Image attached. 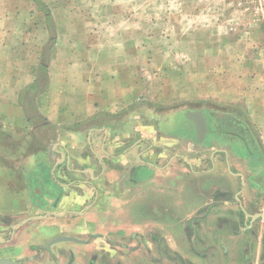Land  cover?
I'll use <instances>...</instances> for the list:
<instances>
[{
  "label": "crops",
  "instance_id": "1",
  "mask_svg": "<svg viewBox=\"0 0 264 264\" xmlns=\"http://www.w3.org/2000/svg\"><path fill=\"white\" fill-rule=\"evenodd\" d=\"M78 62L64 59L55 78L73 80L56 95L42 90L49 64L0 87V264H264V140L203 108L130 127L133 91L81 81ZM209 116L244 134L223 137Z\"/></svg>",
  "mask_w": 264,
  "mask_h": 264
},
{
  "label": "rangeland",
  "instance_id": "2",
  "mask_svg": "<svg viewBox=\"0 0 264 264\" xmlns=\"http://www.w3.org/2000/svg\"><path fill=\"white\" fill-rule=\"evenodd\" d=\"M41 2L50 30L34 0H0V87L34 80L47 63L52 85L44 77L42 90L56 95L73 80L55 75L75 53L81 81L101 74L114 91H133L130 127L203 108L234 114L264 140V0Z\"/></svg>",
  "mask_w": 264,
  "mask_h": 264
},
{
  "label": "flooded vegetation",
  "instance_id": "3",
  "mask_svg": "<svg viewBox=\"0 0 264 264\" xmlns=\"http://www.w3.org/2000/svg\"><path fill=\"white\" fill-rule=\"evenodd\" d=\"M208 119H209L208 126H214V125L218 126V125H221V124H224L226 126L225 127V132H224L225 134H223V137L235 138V136L241 137L242 134H244L242 128L239 127V126H236L231 120H228L225 123L218 124L219 122L217 123L216 120L213 119L211 116H209ZM94 191L92 193V199L95 198V192L96 191L95 192ZM61 196H62V193H59L58 195H56V194L52 195L49 192H44L43 195H41V197H48L49 199H52V202L49 203V204H51V206L59 204ZM79 197H80V192L76 191V198H79ZM37 201L40 204H44L45 203L44 201H41L40 199H38ZM46 204L47 203H45V205Z\"/></svg>",
  "mask_w": 264,
  "mask_h": 264
},
{
  "label": "water",
  "instance_id": "4",
  "mask_svg": "<svg viewBox=\"0 0 264 264\" xmlns=\"http://www.w3.org/2000/svg\"><path fill=\"white\" fill-rule=\"evenodd\" d=\"M187 117L196 124L198 135L199 137H202L206 133V117L204 116V114L200 111L188 112ZM257 217L264 219V214H258ZM59 240H73V239H62V238L55 239V241H59Z\"/></svg>",
  "mask_w": 264,
  "mask_h": 264
},
{
  "label": "trees",
  "instance_id": "5",
  "mask_svg": "<svg viewBox=\"0 0 264 264\" xmlns=\"http://www.w3.org/2000/svg\"><path fill=\"white\" fill-rule=\"evenodd\" d=\"M34 1L38 5L40 11L45 16L46 28L50 30L51 27H52V16H51V13H50L49 9H47V7L41 2V0H34ZM53 34L50 36V42H51L52 45H54L56 43V36H54L55 34L54 35ZM46 66H47V63H41L40 64L41 71L45 72L46 71ZM35 89H37V88H35Z\"/></svg>",
  "mask_w": 264,
  "mask_h": 264
}]
</instances>
